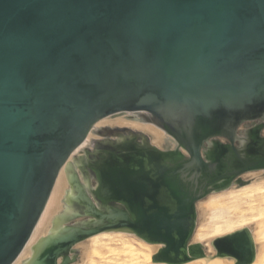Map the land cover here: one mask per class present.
<instances>
[{
	"label": "water",
	"instance_id": "water-1",
	"mask_svg": "<svg viewBox=\"0 0 264 264\" xmlns=\"http://www.w3.org/2000/svg\"><path fill=\"white\" fill-rule=\"evenodd\" d=\"M123 112L177 146L104 127L70 161ZM65 165L69 210L27 264H70L103 231L162 243L155 262L204 257L197 202L264 169V0H0V264L26 246ZM213 246L255 257L247 228Z\"/></svg>",
	"mask_w": 264,
	"mask_h": 264
},
{
	"label": "bare ground",
	"instance_id": "bare-ground-1",
	"mask_svg": "<svg viewBox=\"0 0 264 264\" xmlns=\"http://www.w3.org/2000/svg\"><path fill=\"white\" fill-rule=\"evenodd\" d=\"M146 117L144 112H123L102 119L70 161L102 139L99 131L104 127L129 128L145 134L159 149H174L176 140ZM241 175L229 187L213 191L197 202V223L191 243H201L206 254L183 264H238L234 256H218L213 241L244 228L249 229L254 245L255 257L250 264H264V169ZM71 192L65 165L29 241L12 264L28 263L35 245L53 232L58 216L69 210L67 198ZM163 247L162 243L148 242L136 233L103 231L78 242L74 246L76 259L70 264H169L153 260ZM61 261L59 258L58 263Z\"/></svg>",
	"mask_w": 264,
	"mask_h": 264
},
{
	"label": "rangeland",
	"instance_id": "rangeland-1",
	"mask_svg": "<svg viewBox=\"0 0 264 264\" xmlns=\"http://www.w3.org/2000/svg\"><path fill=\"white\" fill-rule=\"evenodd\" d=\"M245 174H246V173H245ZM241 176H243V175H241ZM248 182H249V180L246 181V183H248Z\"/></svg>",
	"mask_w": 264,
	"mask_h": 264
}]
</instances>
